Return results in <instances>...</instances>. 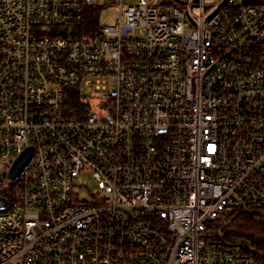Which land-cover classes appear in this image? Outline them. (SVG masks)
<instances>
[{"label":"built area","instance_id":"2783aa9c","mask_svg":"<svg viewBox=\"0 0 264 264\" xmlns=\"http://www.w3.org/2000/svg\"><path fill=\"white\" fill-rule=\"evenodd\" d=\"M107 2L0 0V264H264V3Z\"/></svg>","mask_w":264,"mask_h":264},{"label":"trees","instance_id":"16d2710c","mask_svg":"<svg viewBox=\"0 0 264 264\" xmlns=\"http://www.w3.org/2000/svg\"><path fill=\"white\" fill-rule=\"evenodd\" d=\"M245 5L257 6L263 4V0H240ZM104 6L109 5L104 0ZM102 9L98 7L89 12L86 19V31H92L96 27L98 12ZM63 109L70 120H80L86 111V104L80 102L78 93L73 88L64 91ZM234 240L244 241L254 245L260 252L264 253V219L255 216L240 215L236 217L229 226L228 234Z\"/></svg>","mask_w":264,"mask_h":264},{"label":"rangeland","instance_id":"374dc122","mask_svg":"<svg viewBox=\"0 0 264 264\" xmlns=\"http://www.w3.org/2000/svg\"><path fill=\"white\" fill-rule=\"evenodd\" d=\"M239 1V0H238ZM125 3H134V0H124ZM116 17V13L113 11V9H105L100 14V21L101 22H109L114 20ZM101 93H94L91 95H86V97L83 99L84 102L88 103V106L92 112H96L97 114H100L103 112L102 110V104L107 101V97H101ZM82 178V186L83 189L91 190L95 184L92 180L89 173H84L81 176Z\"/></svg>","mask_w":264,"mask_h":264},{"label":"water","instance_id":"95a60500","mask_svg":"<svg viewBox=\"0 0 264 264\" xmlns=\"http://www.w3.org/2000/svg\"><path fill=\"white\" fill-rule=\"evenodd\" d=\"M31 156V150L28 149L26 152L22 154L13 164L11 171L8 174L10 179H14L19 176L22 168L28 163ZM3 202L0 201V206H2Z\"/></svg>","mask_w":264,"mask_h":264}]
</instances>
